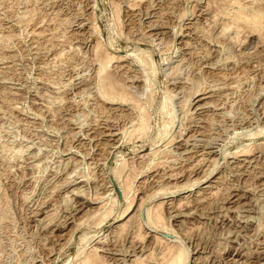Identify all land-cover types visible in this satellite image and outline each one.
<instances>
[{"label":"rangeland","instance_id":"1","mask_svg":"<svg viewBox=\"0 0 264 264\" xmlns=\"http://www.w3.org/2000/svg\"><path fill=\"white\" fill-rule=\"evenodd\" d=\"M238 5L264 13L0 0V264H264V22Z\"/></svg>","mask_w":264,"mask_h":264},{"label":"bare ground","instance_id":"2","mask_svg":"<svg viewBox=\"0 0 264 264\" xmlns=\"http://www.w3.org/2000/svg\"><path fill=\"white\" fill-rule=\"evenodd\" d=\"M238 3H240V2H238ZM231 5H233V3H231ZM236 5H237V3H236ZM130 6V5H129ZM239 6V8L237 9V11L234 13V16H233V18L231 19V26H229V27H232L233 26V28H235V27H239L240 25H244L245 27H248L249 29L251 28V29H254V30H256V31H258V29H260L261 27H262V25H263V22H264V13L262 12V11H260L259 9V11L258 12H252L251 14H248L246 11H247V9L246 8H244L243 6L242 7H240L241 5H238ZM246 10V11H245ZM222 12V11H221ZM234 12V11H233ZM116 14H118L117 12H116ZM230 14V13H229ZM116 16V15H115ZM24 17V16H23ZM22 17V18H23ZM117 18H118V20H119V17L117 16ZM216 18V17H215ZM230 18V17H229ZM229 20V19H228ZM21 21H22V19H21ZM28 22V21H27ZM228 25H230L229 23H228ZM224 26V25H223ZM226 26V25H225ZM241 27V26H240ZM239 27V28H240ZM238 28V29H239ZM243 28V27H242ZM229 29H231V28H229ZM236 29V28H235ZM238 29H236V30H238ZM224 31H225V29H224ZM97 53V52H96ZM99 53V52H98ZM105 53V52H104ZM102 55V56H101ZM101 55H99L98 57H99V62H101V64H102V69L100 70L99 69V71L102 73V75L104 74V72L106 71L105 69H107L105 66H107V65H105L106 63H105V61L106 62H111V60L112 59H115L116 58V56H114L113 54L111 55V54H109V53H105V54H101ZM99 73V72H98ZM109 76V75H108ZM108 76H106V75H103L102 77H101V91H102V93L104 94L103 96H106V97H108V99H114L116 96H118L119 98H124L125 99V94H124V92H118L119 90H117L116 88H114V87H116L115 85H112V83H111V81L113 80L112 79V77L111 76H109V77H111L110 79H109V77ZM112 79V80H111ZM111 80V81H110ZM113 82V84L116 82H114V80L112 81ZM117 84V83H116ZM98 90V89H97ZM99 93V92H98ZM102 96V97H103ZM105 97V98H106ZM127 98H128V102H129V100H130V97L129 96H127ZM116 100V99H115ZM123 100V99H122ZM133 100V102H134V99H131V101ZM124 102V101H123ZM135 104V103H134ZM137 105V104H136ZM135 105V106H136ZM141 107V106H140ZM140 107H136V108H139L140 109ZM139 109H137V110H139ZM143 109H144V107H143ZM143 112H145L144 110H142ZM141 113V112H140ZM146 113V112H145ZM145 113L143 114L144 116H146L145 115ZM148 113V112H147ZM143 115H141L140 116V118L144 121L145 119L146 120H149V118L147 119V117H144L143 118ZM140 119V120H141ZM142 120H141V122H142ZM147 124V122H142V123H140L139 125V128L137 127V129L139 130V131H141V132H144L143 130H146L145 129V127L147 126L146 124ZM146 125V126H145ZM136 129V132L138 131ZM133 134V133H132ZM247 149V148H246ZM247 151V150H246ZM245 152V151H244ZM248 152V151H247ZM243 154V153H242ZM168 159V158H167ZM167 161V160H166ZM202 162V161H201ZM206 162V161H205ZM131 165V164H130ZM123 168V167H122ZM124 169V168H123ZM122 172H124V171H122ZM133 172V171H132ZM166 174V173H165ZM119 177V176H118ZM128 175L126 176V179H125V181H124V188H125V190L126 191H128V188H129V186H127V185H129L128 184ZM121 179V178H120ZM130 183V182H129ZM132 185V184H131ZM130 185V186H131ZM122 187H123V185H122ZM215 187V186H214ZM219 190V189H218ZM127 193H130V192H127ZM126 193V194H127ZM160 194V193H159ZM217 194V193H216ZM159 207H161L162 206V204L161 205H158ZM130 207V206H129ZM157 207V206H156ZM159 207H157L156 209H155V207H154V210L153 211H150V213L148 212V214H149V216H148V222L149 223H151L152 224V220L154 221V218L156 219H158L157 221H159L162 217H161V215H160V213H159V215H160V217H159V215H157L158 213H157V209L159 208ZM101 208V207H100ZM157 210V211H156ZM159 212V211H158ZM160 218V219H159ZM137 219V218H136ZM162 221V220H161ZM157 224V223H156ZM158 224H162V222H160L159 221V223ZM123 226V225H122ZM140 226V225H139ZM124 227V226H123ZM157 227V226H156ZM162 227V226H161ZM159 242V241H158ZM160 243V242H159ZM163 244V243H162ZM172 246V245H171ZM161 247V246H160ZM167 248H171V247H167ZM154 249V248H153ZM163 249H165V248H163ZM93 250H95V249H93ZM168 250V249H167ZM166 250V252L168 253V251ZM93 253H85L82 257V259L81 260H79L80 262H77L78 264H103L102 262V260H100V258H98L97 256H96V254H94L95 252L94 251H92ZM163 252V251H162ZM173 254H171V256H169V257H171L170 259H168L167 257L166 258H164V256H162L163 258H164V260H162L163 262H166V259H168V261L165 263V264H185V262H186V260H187V256H186V253H185V250L184 249H181V248H179V249H176V248H174L172 251H171ZM171 252H169L168 254H170ZM97 253V252H96ZM164 253V252H163ZM168 254H167V256H168ZM163 255H166V254H163ZM151 256H153V255H151ZM155 257V256H154ZM151 258V257H150ZM153 259V258H152ZM162 259V258H161ZM160 259V260H161ZM105 260V259H104ZM144 262V261H143ZM158 262H159V260H158ZM76 263V264H77ZM135 263H139V262H135ZM187 263V262H186ZM161 264H163V263H161Z\"/></svg>","mask_w":264,"mask_h":264}]
</instances>
